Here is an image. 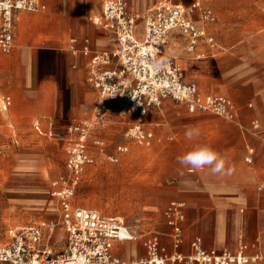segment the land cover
Here are the masks:
<instances>
[{"label": "crops", "instance_id": "crops-1", "mask_svg": "<svg viewBox=\"0 0 264 264\" xmlns=\"http://www.w3.org/2000/svg\"><path fill=\"white\" fill-rule=\"evenodd\" d=\"M162 1L131 0L130 10L138 18L139 14L148 13ZM168 1L185 6L191 0ZM223 1L237 0H209L204 3L214 13L215 22L212 24L204 25L197 13L190 15L193 24L204 27L213 38L212 46L202 40L193 53H188L186 38L173 31L165 54L177 59L184 71V81L196 85L201 95L227 97L238 110L243 109L240 112L245 117L264 120V0L253 1L256 4L260 2V9L251 4L245 5L243 10L238 7L225 10L218 3ZM40 2L45 7L43 11L16 15L13 47L8 53L0 51V93L3 99H9L6 108L12 104L11 118L17 121L37 118L38 132L42 131V122H47L49 127L55 123L58 127L67 128L92 119L97 93L88 83V67L95 53L114 46L107 30L94 20H87L96 14L101 18L102 0ZM99 4L100 10L97 8ZM139 27L143 28V22L138 26L136 23L135 33L140 39L142 30L139 31ZM73 38L77 40L75 47L79 50L87 40L89 51L72 52L70 40ZM186 60H205L208 66L218 71V75L209 82L201 79L195 82L186 75ZM187 113L189 115L179 120L181 125L174 131L176 142L167 147L165 159L178 169L185 167L178 157L200 143L224 150L219 154L225 159V164L219 173L208 168L189 169L178 178L174 183V198L183 204L181 243L177 249L173 248L172 230L162 223L158 225L156 235L160 245L168 253L176 251L182 255L192 252L191 244L195 240H200L203 249L235 251L241 238L248 245L249 253L264 256V189L255 185L264 166L261 141L243 138L241 126L216 124L209 118L198 116L201 114ZM110 117H106L107 121ZM115 117L121 119L120 122L123 117L122 123L126 121V125L133 120L130 116ZM107 121L101 124L102 128ZM260 124L264 133V124ZM146 126L149 129L147 123ZM191 126L200 131L199 137L193 140L185 136V131ZM225 132L233 133V142H227L220 135ZM93 133L94 130L92 136ZM118 146L127 148V144ZM248 146L255 149L250 162L245 161L249 155V151L246 152ZM95 152L103 153V150L91 147L93 157ZM125 153L118 154L116 158ZM117 249L123 250L124 254H117ZM141 253L142 247L134 241L113 244V254L119 256L120 261L138 260Z\"/></svg>", "mask_w": 264, "mask_h": 264}, {"label": "built area", "instance_id": "built-area-1", "mask_svg": "<svg viewBox=\"0 0 264 264\" xmlns=\"http://www.w3.org/2000/svg\"><path fill=\"white\" fill-rule=\"evenodd\" d=\"M207 1L191 0L184 6L163 0L144 16L142 41H138L134 38L138 18L127 11V0H102L101 20L95 23L111 34L114 46L95 53L88 67V83L97 93L94 122H79L66 128L69 146L66 175L54 180L50 190L57 202L58 222L42 220L10 231L8 241L0 243V264H125L113 254L115 242L131 240L123 221L73 203L76 187L85 169L94 161L88 142L93 131L91 125L103 124L109 115L130 116L133 120L128 124L125 138L136 145L149 146L154 135L147 129L145 117L166 100L184 106L192 114L209 113L228 121L238 118V107L231 99L201 95L196 85L184 81V71L177 59L165 54L173 31L186 38L188 53H193L202 40L213 45L206 29L196 27L190 19V15L197 13L204 25L215 22L214 13L204 4ZM44 9L40 0H0V51L8 53L13 47L18 13H37ZM87 42L84 40L79 50L73 38L70 49L74 53H87ZM8 105L9 99H4V108ZM34 124L38 126V122ZM251 129L260 132L262 125L254 120ZM93 146L99 150L104 148L102 141H95ZM116 149L117 154L127 152L125 146ZM252 152L250 149L246 162L251 161ZM164 214L172 230L173 248L177 249L184 217L182 204L171 202ZM58 227L65 247L60 253L54 247L60 243L56 238ZM145 247L147 258L127 264H264V256L249 253L248 245L241 238L235 251L203 249L200 240H195L188 255L176 251L167 253L156 235L147 239Z\"/></svg>", "mask_w": 264, "mask_h": 264}, {"label": "rangeland", "instance_id": "rangeland-1", "mask_svg": "<svg viewBox=\"0 0 264 264\" xmlns=\"http://www.w3.org/2000/svg\"><path fill=\"white\" fill-rule=\"evenodd\" d=\"M253 1L255 0L218 3L222 4L221 7L225 10L230 7L243 10L245 5L251 4L260 9V2L256 4ZM130 3L131 0H127L126 9L134 14L130 10ZM97 8L100 10V4ZM146 13L139 14L137 26L143 22ZM94 16L87 20L93 22ZM184 69L186 75L195 82L200 79L209 82L212 77L218 75V71L208 66L205 60L198 62L186 60ZM2 96L0 93V243H5L12 230L42 220L53 224L58 222L57 202L50 195L51 183L66 175L65 160L69 146L65 126L58 127L53 123L49 127L47 122H42V131L38 132L33 124L37 118L29 121L12 119L10 112L12 104L4 108ZM242 110L239 108L238 118L234 121L209 113L198 116L209 118L216 124L221 122L237 128L241 126L243 138H256L264 147L263 130L254 132L251 129L252 121L258 120L264 124V120L245 117L240 112ZM150 111L147 118L145 117V122L154 135L149 146H137L128 141L125 133L129 125H126V121L120 122V119L113 115H109L111 116L109 121L105 119L108 123L104 128L101 125L98 129L95 128V134L90 136L88 142L90 148H93L95 141H102L103 153L95 152L93 164L85 169L74 193L76 207L95 209L103 216L117 217L123 221L130 234L135 237L134 242L142 247L138 260L147 258L145 243L150 236L157 235L158 225L162 223L167 225L164 214L167 207L171 202L180 203L174 198L176 194L174 183L191 169L187 166L178 169L165 159L167 147L176 142L174 131L181 125L179 120L182 116L189 115L185 108L169 100ZM94 120L92 116L91 121L81 123L89 124ZM157 130L162 132L158 133ZM220 135L225 137L227 142H233V133L225 132ZM119 144H127V152L119 157L118 162H112L109 158L118 155L116 148ZM213 148L218 153L224 151L219 147ZM250 149L252 147L248 146L246 152ZM253 150L255 153V149ZM259 174L261 177L255 185L262 189L264 166ZM262 177L263 180H260ZM60 230L61 227L56 230V238L60 234L58 238L60 243L54 245L57 253L65 248L61 242ZM51 242L53 244V240ZM116 253L123 255L124 251L117 249Z\"/></svg>", "mask_w": 264, "mask_h": 264}, {"label": "clouds", "instance_id": "clouds-1", "mask_svg": "<svg viewBox=\"0 0 264 264\" xmlns=\"http://www.w3.org/2000/svg\"><path fill=\"white\" fill-rule=\"evenodd\" d=\"M200 131L191 126L185 131L189 140L198 138ZM181 164L191 169L208 168L213 173L223 171L225 159L209 144H194L187 152L178 157Z\"/></svg>", "mask_w": 264, "mask_h": 264}, {"label": "bare ground", "instance_id": "bare-ground-1", "mask_svg": "<svg viewBox=\"0 0 264 264\" xmlns=\"http://www.w3.org/2000/svg\"><path fill=\"white\" fill-rule=\"evenodd\" d=\"M100 16H94L93 17V20L96 22V23H98L99 21H100ZM134 38H136L138 41H142V37L139 39V38H137V36H136V33L134 34ZM121 120V119H120ZM119 121V120H118ZM122 121H123V117H122ZM121 121V122H122ZM94 125V124H93ZM91 125L92 126V128H93V130H95V128H98L100 125ZM98 126V127H97ZM180 204H182V203H180ZM183 205V204H182ZM58 238H60V235H59V237ZM135 240V237L133 236V235H131V240L130 241H134ZM120 243L121 242H129V241H119ZM136 261H138V260H136V259H133V260H131V261H122L123 263H125V264H127V263H131V262H136Z\"/></svg>", "mask_w": 264, "mask_h": 264}]
</instances>
